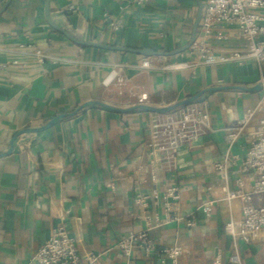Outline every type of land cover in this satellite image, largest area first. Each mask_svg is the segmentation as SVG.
Listing matches in <instances>:
<instances>
[{
    "label": "crops",
    "instance_id": "obj_1",
    "mask_svg": "<svg viewBox=\"0 0 264 264\" xmlns=\"http://www.w3.org/2000/svg\"><path fill=\"white\" fill-rule=\"evenodd\" d=\"M8 1L0 7V154L10 150L21 131L67 116L45 131L19 136L13 152L0 157V264H28L62 224L64 210H70L68 229L80 237L83 249L103 253L102 264H125L114 247L123 236L146 227L137 217L135 198L152 184L146 177V183L137 185L130 176L144 163L156 113L80 108L91 101L129 108L137 102L131 93H146L147 104L155 107L199 96L195 102L210 110L217 131L185 149L175 173L183 190L181 213L193 214L197 226L171 223L149 236L164 246L180 242L186 251L180 264H214L217 254L222 264H234L235 245L225 225L242 218L241 201L222 199L207 165L226 152L225 129L259 101L264 87L246 89L260 84V71L254 61L180 70L141 67L145 59L159 67L195 61L190 44L203 0H150L144 5L50 0L51 19L75 38L132 51L74 43L48 23L46 0H11L4 9ZM121 6L125 27L115 31L104 13L117 17ZM236 43L241 40L213 42L217 52L230 51ZM36 50L46 56L43 63ZM120 68L127 78L123 95L111 82L113 70ZM246 140L239 139L235 154L245 155ZM238 177L247 187L252 183L250 173H233L232 186ZM210 198L220 200L212 223L197 210ZM151 213L164 217L162 207L151 206ZM238 251L243 264H264V232L251 245L240 241ZM134 261L162 264L158 254L143 249L135 252Z\"/></svg>",
    "mask_w": 264,
    "mask_h": 264
},
{
    "label": "built area",
    "instance_id": "obj_2",
    "mask_svg": "<svg viewBox=\"0 0 264 264\" xmlns=\"http://www.w3.org/2000/svg\"><path fill=\"white\" fill-rule=\"evenodd\" d=\"M148 2L150 0L130 1L134 5ZM2 3L3 0H0V7ZM71 10L75 8L71 7ZM119 10L117 17L110 12L104 13L105 21L115 31L125 27V7L121 6ZM233 38L241 40V43H236L227 52L215 50L213 42L223 43ZM190 50L195 57L193 62H175L159 67L145 59L141 67L180 70L196 65H243L254 61L261 74L260 83H264V0H203L201 25ZM35 54L39 62L45 61L46 56L40 50H36ZM111 82L119 87L120 95H123L127 78L121 68L113 70ZM131 96L137 100L133 105L147 104L149 100L146 93H131ZM225 130L226 152L220 159L209 161L207 170L215 178V185L221 188L223 200L229 203L241 201L242 218L231 220L225 229L235 245L231 262L243 264L238 243L251 245L264 232V90L256 105L249 107ZM216 131L210 110L201 103H191L166 114H154L144 163L139 164L137 173L130 176L137 185L146 183V177L152 184L148 192H139L135 198L140 210L137 217L145 221L146 227L123 236L114 247L123 254L125 264H135L134 254L138 249H143L148 255L158 254L162 264H180L186 252L180 242L164 246L152 240L149 234L171 223L185 222L190 228L197 226L193 214L187 217L181 213L183 190L175 173L180 167L184 150ZM241 137L247 139L244 156L234 153ZM233 173H250L252 183L247 187L244 178L238 177L232 186ZM219 201L216 198L207 199L198 205L197 210L202 211L209 222H216ZM151 206L162 207L164 217L152 214ZM70 218V210H64L62 224L52 230L28 264H102L103 253L87 252L81 245L80 237L70 234L67 225ZM214 264H222L220 254L216 255Z\"/></svg>",
    "mask_w": 264,
    "mask_h": 264
},
{
    "label": "water",
    "instance_id": "obj_3",
    "mask_svg": "<svg viewBox=\"0 0 264 264\" xmlns=\"http://www.w3.org/2000/svg\"><path fill=\"white\" fill-rule=\"evenodd\" d=\"M11 0H9L4 9L8 6V4L10 3ZM200 12L199 15L197 17L195 26H194V33H193V38L191 41L190 46L195 42L196 37H197V30L199 27V23L201 21L202 18V10H203V3L200 1ZM45 15H46V19L48 21V23L55 28L56 30L62 32L66 37H68L71 41H73L76 44L79 45H83V46H92V47H98V48H104V49H118V50H125V51H132L131 49H127V48H119V47H113V46H107V45H102V44H98V43H94L91 41H82L79 40L77 38H75L74 36H72L67 30H65L64 28L58 26L55 22H53V20L51 19V7H50V0H46V6H45ZM189 46V47H190ZM145 55H151L152 53L150 51H140ZM264 87V83H260L259 85H257L254 88H250V89H246V90H261ZM199 96L197 97H192L190 99H187L185 101H181L179 103H175L173 105H169L166 107H155L152 105H148V104H136L133 105L132 107L129 108H120V107H115L113 105H110L108 103H104V102H100V101H91L86 103L85 105H83L81 109L86 108L88 106H101L105 109H108L110 111H114V112H118V113H125V112H130V111H135V110H142V111H147V112H152V113H156V114H166L172 111L177 110L180 107L186 106L188 104H191L193 102H195L197 100ZM67 115H61L56 117L55 119H53L52 121H50L47 125L41 127V128H36V129H25L23 131H21L20 133H18L11 141V147L10 150L5 153V154H0V157L2 156H6V155H10L13 152V149L15 147V141L16 139L23 135V134H27V133H38V132H42L45 131L49 128H51L53 125H55L58 121L62 120L63 118H65Z\"/></svg>",
    "mask_w": 264,
    "mask_h": 264
}]
</instances>
